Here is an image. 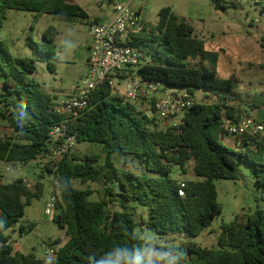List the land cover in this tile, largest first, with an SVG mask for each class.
<instances>
[{
  "label": "trees",
  "instance_id": "1",
  "mask_svg": "<svg viewBox=\"0 0 264 264\" xmlns=\"http://www.w3.org/2000/svg\"><path fill=\"white\" fill-rule=\"evenodd\" d=\"M8 10L36 12L38 17L52 14L68 20L88 16L68 0H0V29ZM57 36V29L51 26L43 33L42 44L31 45L36 53L51 60L52 70L56 68ZM134 40L142 53L137 76L188 88L190 95L193 89H208L218 102L194 101L179 126L160 130L155 99L149 102L150 109L140 110L136 102H125L113 94L109 84L102 85L94 93L92 107L70 130L78 144L102 145L105 165H97V155L80 158L72 152L55 165L56 169L51 163L44 166V171L60 183L61 197L53 221L67 237L52 264H264L261 209L246 221L236 217L223 224L216 248L187 243L180 250L166 249L172 258H150L149 246L138 229L146 227L158 235L200 236L223 211L215 181L238 179L241 163L251 167L264 188V140L245 136L235 148L222 142L224 119L243 116L230 103L240 97L238 82L218 75L219 53L208 50L205 42L195 36L193 27L172 8L161 9L156 24L145 22ZM35 72L34 59L14 55L0 40V122H7L14 134L0 138V163L27 166L39 155H47L50 130L64 120L54 110L55 97L41 90L33 79ZM252 97L250 108H264V93ZM115 155L135 159L142 172L120 170ZM190 163L196 180L174 177L176 167L185 175ZM72 180L105 183V198L90 200L91 190L75 188ZM117 182L121 193L116 191ZM182 183L184 196L180 195ZM44 191L41 180L34 189L23 179L0 183V264H48L34 254L15 253L9 234L16 226L23 233L35 227L32 224L27 228L21 220L26 206L41 199ZM115 200L123 204L122 211L109 210ZM131 201L148 208V220L141 217L139 222L135 218L136 208L128 210L126 205Z\"/></svg>",
  "mask_w": 264,
  "mask_h": 264
},
{
  "label": "rangeland",
  "instance_id": "2",
  "mask_svg": "<svg viewBox=\"0 0 264 264\" xmlns=\"http://www.w3.org/2000/svg\"><path fill=\"white\" fill-rule=\"evenodd\" d=\"M78 4L86 13L87 18L68 20L66 17L57 18L52 14H43L38 17L36 12L8 10L3 26L0 29V40L10 51L20 57H28L36 61V72L33 79L40 89L52 94L55 101L61 102L72 94L74 88L84 86L88 71V45L91 42L88 27L92 20L100 23H110L114 18L113 10L117 2L131 5L134 10H140L146 22L156 24L161 9L170 7L173 12L184 18L193 29L197 38L205 42L210 51L219 53L217 66L218 75L222 78L233 77L238 82V100L230 101L244 115H253L254 110L249 103L252 96L264 93V8L255 1L240 0H68ZM232 1L237 2L234 4ZM55 27L58 36L55 40L57 60L55 70L49 66V58L36 53L31 45H40L43 42V33L49 27ZM63 48V51L61 49ZM125 85L122 82L113 94H124ZM181 92L190 95L189 89L182 87ZM245 94V95H244ZM209 96V97H206ZM193 101L213 104L218 102L215 94L208 89H193L190 95ZM136 106L140 110L150 109L149 100L139 99ZM260 118L264 121V110ZM254 116V115H253ZM262 121V122H263ZM3 136H14L13 130L7 122L1 121ZM170 125L160 122L159 129L163 130ZM227 145L225 142H223ZM80 158L88 155H97V165H105V154L100 144L84 142L77 144L73 151ZM120 170L129 169L136 173L142 172V166L133 158L124 159L114 156ZM190 163L185 175L176 167L174 177L182 181L196 180ZM45 164L31 163L27 166L16 167L10 163H0V183L9 184L17 179L28 180L30 186L39 180L45 183L44 195L41 199L33 200L26 206L25 216L21 222L28 228H34L27 233L20 231L16 226L9 232L10 243L15 253L23 255L34 254L44 259L47 250L67 242L65 231L51 218L45 215V208L53 189L55 178L53 174L44 171ZM44 177L41 179V174ZM77 189L91 190L89 198L99 201L105 198V183L100 181L72 180ZM218 193V202L223 211L200 236L193 237L186 233L158 235L154 231L139 228L140 235L149 246V256L154 261H162L166 257L172 258L166 249H182L187 243H196L203 248L218 247L222 234V225L233 222L236 217L246 221L257 209L264 211V188L257 182L249 165L241 163L239 178L236 180L219 179L215 181ZM128 210L136 208L135 218L148 220V208L134 201L128 202ZM123 204L115 200L109 206L111 212L122 211Z\"/></svg>",
  "mask_w": 264,
  "mask_h": 264
},
{
  "label": "built area",
  "instance_id": "3",
  "mask_svg": "<svg viewBox=\"0 0 264 264\" xmlns=\"http://www.w3.org/2000/svg\"><path fill=\"white\" fill-rule=\"evenodd\" d=\"M242 1H255L264 6V0H240L239 2ZM113 14L114 18L110 23L92 20L89 24L88 34L91 42L88 45V71L84 86L74 88L72 94L65 100L54 101L55 112L63 115L64 120L50 130L49 153L45 156L39 155L32 163H51L56 169L55 165L76 149L77 137L71 132V126L92 107L94 93L104 84H109L114 92L123 82L125 90L120 97L125 102H137L139 99L150 102L155 99L156 116L162 122L170 123L168 127L179 126L184 113L193 105L194 101L190 95L181 92L180 88L137 76L136 72L142 63V53L135 45L134 36L143 29L146 22L142 12L134 10L128 3L117 2ZM150 114L154 113L150 112ZM224 120L222 131L224 138L232 137L238 143L245 136L264 140V122L254 116L247 115ZM1 130L0 122V138L4 137ZM10 164L16 167L26 166L23 163ZM24 182L27 186L30 185L28 180ZM181 187L180 195L184 196L185 183H182ZM60 197V183L55 179L53 192L45 208V215L52 220L58 213L57 204ZM60 248L57 245L47 250L44 260L52 264Z\"/></svg>",
  "mask_w": 264,
  "mask_h": 264
},
{
  "label": "crops",
  "instance_id": "4",
  "mask_svg": "<svg viewBox=\"0 0 264 264\" xmlns=\"http://www.w3.org/2000/svg\"><path fill=\"white\" fill-rule=\"evenodd\" d=\"M68 2L74 3L72 1H68ZM263 110H264V108H263ZM260 113H261V110H258V109H255L253 112H251V114H253L255 118H257L260 121H263V119L260 118ZM151 115H154V114H151ZM244 116H247V115H244ZM222 142H225L227 144V146L230 147V148H235L237 146V143H238L232 137H225V138L222 139Z\"/></svg>",
  "mask_w": 264,
  "mask_h": 264
},
{
  "label": "water",
  "instance_id": "5",
  "mask_svg": "<svg viewBox=\"0 0 264 264\" xmlns=\"http://www.w3.org/2000/svg\"><path fill=\"white\" fill-rule=\"evenodd\" d=\"M116 191H117V193H121V188H120L118 182L116 183Z\"/></svg>",
  "mask_w": 264,
  "mask_h": 264
}]
</instances>
